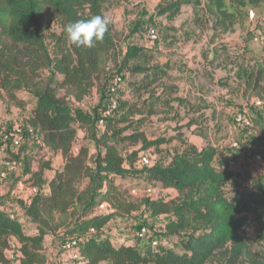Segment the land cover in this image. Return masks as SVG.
Here are the masks:
<instances>
[{"label": "trees", "instance_id": "1", "mask_svg": "<svg viewBox=\"0 0 264 264\" xmlns=\"http://www.w3.org/2000/svg\"><path fill=\"white\" fill-rule=\"evenodd\" d=\"M107 1L0 0V41L4 44L0 55V96L5 92L24 109L25 102L15 91L28 89L35 103L25 115L26 128L36 131L43 146L54 154L60 153L64 160L63 168L48 180L45 175L52 169L50 161L42 158L36 169L30 162L24 163L20 179L35 187L47 183L50 192L36 193L28 204L19 202L34 226L33 233H27L19 219L0 209V264H47L44 240L49 235H57L64 244L82 236L74 247L84 260L66 264H208L220 253L227 257L226 264H238L240 258L260 257L254 251L253 240L241 230L247 225L249 213L264 208V177L255 180L249 190L236 187L227 192L226 186L239 176L230 166L237 157L236 149L218 155L212 144L198 150L185 142L182 149L171 152L164 165L155 163L135 169L139 152H160L170 140L149 139L141 128L142 122L130 119L133 111H138L135 106L119 100L117 110L121 116L106 118L102 135L95 139L94 165L90 164L87 146L82 145L75 151L76 125L93 122L59 95L55 75L44 78L42 71L50 69L62 75V84L71 89L78 101H83L93 86L94 77L104 72L115 43L109 31L93 47H76L67 39L68 49L56 59L46 44L43 22L49 9L62 19L65 28L71 22L102 15ZM183 1L195 8L201 5V0ZM206 1L207 12L223 30L246 6L257 8L264 4V0ZM141 54L142 48L128 46L124 65L128 67ZM160 69L156 66L129 68L134 73L147 70L151 73L145 86L158 81ZM145 77L148 79L149 74ZM244 85L246 94L264 100V61L245 74ZM125 142L139 148L124 156L119 145ZM14 159L20 160V157L16 155ZM129 174L153 186L177 191L178 200L144 197L140 203L135 201L125 186L117 183L118 178ZM102 204L107 205L108 213H93ZM141 206L155 216L168 218L164 224L166 233L174 237L172 243L157 238L158 243L154 245V237L147 236L144 242L137 235L119 242L110 237L86 236L92 230L103 232L113 219L131 215ZM15 244L19 254L14 262L6 252L13 250Z\"/></svg>", "mask_w": 264, "mask_h": 264}, {"label": "rangeland", "instance_id": "2", "mask_svg": "<svg viewBox=\"0 0 264 264\" xmlns=\"http://www.w3.org/2000/svg\"><path fill=\"white\" fill-rule=\"evenodd\" d=\"M206 2L201 0V5L195 8L183 0H108L102 7V15L111 21L108 31L115 46L104 72L94 77L93 86L83 101H78L71 89L62 84V75L50 69L42 71L44 78L55 75L59 82V95L66 98L69 106L81 111L93 122L91 125H76L78 133L75 141V151L82 145L88 147L92 166L97 152L95 139L104 131V120L121 116L117 105L119 100H126L135 106L133 108L141 110L133 111L130 119H139L142 122L141 128L149 139L165 137L170 140L160 152H139L134 163L135 169L143 166L142 156L155 157L156 163L164 165L170 158V149L179 144L184 145L188 138L186 134H202L205 127L209 128L212 124V134L215 135L211 142L217 143L230 135L227 147L234 149L233 142H238L236 150L243 152L247 156L248 164L252 165L249 176H242L239 171L237 179L226 186L227 192L236 187L249 190L255 180L264 177V163L256 159L257 153L264 151V112L261 115L250 114L251 110H245L240 104L247 101L243 86L245 74L254 71L258 63L264 61V4L257 8L246 6L240 16L227 22V27L223 30L217 27L216 18L207 12ZM43 25L49 52L57 59L62 51L68 49L64 23L56 13L47 9ZM136 28L138 31H135ZM150 29L155 30L156 39L151 37ZM131 45L142 48V54L131 60L127 67L123 59L127 47ZM3 47L4 44L0 41V55ZM134 66L161 68L160 73H157L158 81L145 86L151 79V73L148 70L142 73L131 72L129 68ZM147 74L148 79L145 77ZM224 90H228V93L232 91L230 95L233 94L235 98L231 105V118L225 127L220 115L217 123L212 122L217 117L218 110L210 100L213 96L220 100L223 96L221 91ZM15 92L24 100V109L12 102L5 92L0 96V202L8 201L9 208L14 210L13 214L19 216L25 231L30 233L33 224L22 211L16 209L20 208L19 202H26L21 198L22 191L27 201L35 193L30 191V186L22 179L17 181L26 161L36 169L42 158L44 159L43 156L50 152L41 145L38 133L26 128L25 115H28V110L35 103L34 95L26 88ZM260 105L264 110V101ZM237 113H243L253 121L258 120V123L242 128L235 123ZM211 114H214L213 119H209ZM198 125L203 127L194 128ZM15 127L23 130L19 146L3 139ZM224 129L228 130L223 136ZM138 148L139 145L133 146L128 142L119 145L124 156ZM16 155H20V160L14 159ZM50 158L54 167H62L64 164L61 156L53 154ZM52 176L53 172L46 171V180ZM117 180V183L125 186L128 195L139 203L144 197L152 200H178L177 191L160 185L153 186L141 177L129 174ZM104 212L108 213L107 207H99L93 213ZM167 219L165 216H155L145 206H141L131 215L113 219L103 232L88 233L93 238L110 237L116 241L135 238L136 232L145 227L146 236L162 238L172 243L174 237L169 236L165 230L164 223ZM262 226L264 208L248 214L247 225L241 233L253 240L254 251L261 256L240 258L238 264H264ZM48 238L45 250L47 264H65L71 259L72 251L77 250V247H67L61 243L57 235H49ZM74 238L79 241L81 237ZM6 255L15 262L17 248L7 251ZM226 261L227 257L220 253L208 264H226Z\"/></svg>", "mask_w": 264, "mask_h": 264}, {"label": "crops", "instance_id": "3", "mask_svg": "<svg viewBox=\"0 0 264 264\" xmlns=\"http://www.w3.org/2000/svg\"><path fill=\"white\" fill-rule=\"evenodd\" d=\"M244 86V90H245V85H243ZM226 91H228V90H224V91H221L222 93H223V96L221 97V99L219 100V98L217 97V98H215V96H213L212 97V99H210L211 101H212V103L214 104V106L217 108V117L212 121V122H215V123H217V121L218 120H220L219 118H218V115H220L221 116V118H222V121L223 122H225L224 123V127H225V125H226V122H228L229 120H230V118H231V105H232V103H233V101L235 100V98H234V95L232 94V95H230L231 94V92L232 91H229V93L228 92H226ZM246 99H247V101H245V103H243V102H240V104L241 105H243L244 107H245V110H251L250 111V114H262L263 112H264V110H262L263 109V107L261 106V105H258V99L257 98H255V97H252V96H250L249 94H247V96L245 97ZM244 100V97L242 98V101ZM262 101V100H261ZM264 101V100H263ZM262 101V102H263ZM246 106H248V108H246ZM260 106V107H259ZM257 108V109H256ZM220 112H221V114H220ZM151 113V112H150ZM213 116H214V114H211L210 115V117H209V119H213ZM200 117H202V116H199V118ZM211 126L208 128L207 126L205 127V132L204 133H202V134H199V133H193V134H186V136L188 137L187 138V140H186V142L187 143H189V144H192L193 146H195L198 150H200L204 145H206V144H212L213 146H215L216 148H217V150H218V155H220V154H223V153H225V152H227V151H232V148L230 147V146H228L227 147V143H228V141L230 140V135L228 136V138H226L225 139V137H223L221 140H219L217 143L216 142H211V140H212V138H213V136L215 135V133L214 134H212V131H213V125L212 124H210ZM203 127V125H198V126H195L194 128H200V127ZM194 128H192V129H194ZM217 130V129H216ZM216 130H215V132H216ZM227 130L228 129H224V131L225 132H223L224 134H222L223 136L224 135H226V133H227ZM41 140V139H40ZM41 145L43 146V144H42V141H41ZM44 147V146H43ZM184 147V145H182V144H179V146H176V148H174L175 150L176 149H182ZM45 149H47L46 147H44ZM174 149H170V151L172 152ZM48 150V149H47ZM49 151V150H48ZM50 153V155L49 154H45V155H47V156H43L44 157V160H47V161H50L51 162V158H50V156L52 155L53 156V154L54 153H52L51 151H49ZM22 153L23 152H21V154L20 155H22ZM236 153H237V157H236V159L234 160V161H232L231 162V164H230V166H231V168L232 169H234V170H236L237 172H242V176L243 175H246V176H249L250 174H249V172L250 171H252V165H249L248 164V159H247V156L243 153V152H241L240 150H236ZM20 155H19V157H20ZM56 155H58V156H61V154L60 153H56ZM49 156V157H48ZM46 157V158H45ZM21 158V157H20ZM61 159H63V157L61 156ZM53 161V160H52ZM54 163V162H53ZM53 163L51 162V172H53V175H54V173H55V171H57V170H61L62 168H63V166H64V164L62 165V167H59V166H56V167H54L53 166ZM239 167V168H238ZM52 178V177H51ZM19 180L17 181V182H19L20 181V178H18ZM26 185H28V186H30L29 184H26ZM46 189V190H45ZM30 191L31 192H33V193H38V192H40V193H42V194H44V195H47V194H49V192H50V189H49V186H48V184L47 183H45L44 185H42V186H40V187H35V186H30ZM22 193H23V195L21 194V198L22 199H25V204H28L31 200H32V198H33V196L35 195H33V196H31L30 198H29V200L27 201L26 199H27V197L25 198V194H24V191H22ZM24 201V200H23ZM9 204H8V201H2V202H0V209H2V210H6L9 214H10V216H12V217H14V218H17V219H19V216L18 215H15V214H13V212H14V210H12L11 208H9V206H8ZM19 207L20 208H18V209H16V210H20V211H22V213H23V209L21 208V206L19 205ZM24 214V213H23ZM21 222V221H20ZM22 223V222H21ZM22 225H23V223H22ZM23 227H25L24 225H23ZM34 232V227H33V230L30 232V233H33ZM93 232H95V231H93ZM86 236L87 237H91V236H89V233L87 232L86 233ZM49 236H46L45 237V240H44V243H45V247H46V241H48L49 240V238H48ZM77 237V236H76ZM80 237H82V236H80ZM81 240H82V238H80V240H79V242H81ZM14 241H15V243H16V240L14 239ZM114 241V240H113ZM119 241H121L120 239H118V240H116L115 242H119ZM16 245V248L18 247V244H15ZM19 253H18V250H17V255H18ZM71 259L68 261V262H82L83 260H84V258H82V256H81V254H80V252L78 251V249L77 250H75V252L74 251H72V253H71ZM68 262H66V263H68ZM65 263V264H66Z\"/></svg>", "mask_w": 264, "mask_h": 264}, {"label": "clouds", "instance_id": "4", "mask_svg": "<svg viewBox=\"0 0 264 264\" xmlns=\"http://www.w3.org/2000/svg\"><path fill=\"white\" fill-rule=\"evenodd\" d=\"M110 22L105 15L71 22L65 27L66 37L76 47H93L96 42L104 39Z\"/></svg>", "mask_w": 264, "mask_h": 264}, {"label": "built area", "instance_id": "5", "mask_svg": "<svg viewBox=\"0 0 264 264\" xmlns=\"http://www.w3.org/2000/svg\"><path fill=\"white\" fill-rule=\"evenodd\" d=\"M150 33H151V37L153 39L157 38L156 32L154 29H150ZM258 105H260L262 102L261 100H258ZM235 123L238 126H241L242 128H249L251 126H253V121L251 118L245 116L243 113H237L235 116ZM22 135H23V130L21 128H13L10 132L7 133V135L3 136L4 141H10L12 145L14 146H19L21 143V139H22ZM238 146V142H233L232 147L234 149H236V147ZM256 159L260 162V163H264V151L258 152L256 155ZM141 163L143 166H152L156 163V159L155 157L152 156H142L141 158ZM101 208H106L107 205L106 204H102L100 206ZM93 231V230H92ZM137 237L140 239H145L147 238L146 236V228L143 227L141 228V230H139L137 232ZM77 240L76 239H72L69 240L65 243V245L67 247H74L77 244ZM152 243L154 245H156L158 243V239L157 238H153L152 239Z\"/></svg>", "mask_w": 264, "mask_h": 264}]
</instances>
